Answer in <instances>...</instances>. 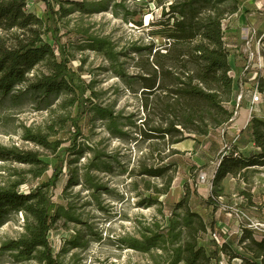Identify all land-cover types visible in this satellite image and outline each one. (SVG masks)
I'll use <instances>...</instances> for the list:
<instances>
[{
  "label": "rangeland",
  "instance_id": "obj_1",
  "mask_svg": "<svg viewBox=\"0 0 264 264\" xmlns=\"http://www.w3.org/2000/svg\"><path fill=\"white\" fill-rule=\"evenodd\" d=\"M56 1H61L69 14L53 19L55 36L65 47L75 75L85 89L94 92L95 104L119 113L126 126L131 123L140 126L146 112L142 108L140 87L132 78L139 73L140 55L135 49L167 46L168 27L161 13L171 1ZM56 1L47 0L54 10L58 9ZM70 2L85 3L89 13L77 11L78 7L71 6ZM236 2L238 12L222 22L223 40L230 53L235 103L228 108L235 112L234 120L219 136L211 132L206 137H197L201 142L192 149L172 154L176 144H166L167 139L143 141L130 126L124 127V139L114 138L103 122L95 120L88 106L78 116L77 106L70 105L68 95L52 100L49 107L41 106L39 98L24 99L20 105L9 102L0 105V148L24 156L31 154L38 160L30 164L13 157L0 159V189L12 188L20 194H28L48 181L60 150L73 135L71 120L79 117L78 147L63 156V171L51 194L52 203L59 209L49 242L58 263L154 264L160 252L152 258L151 254L143 255L122 247L119 240L136 236L147 223L156 222L161 229L166 228L171 209L187 191L191 210L200 212L202 219L208 220L212 209L204 206V199L210 194L208 180L221 155L234 149L245 156L257 152L251 130L244 125L248 118L246 107L256 82L264 84V0ZM26 11L49 26L50 12L44 1L27 0ZM137 22L142 26H137ZM46 39L56 50L50 35ZM94 41L104 42L109 50H93ZM258 49L260 65L253 56ZM257 106V118H264V101ZM232 127L234 129L229 131ZM234 139H238L235 144ZM152 165H171V169L162 178L139 175L143 167ZM96 168L98 171H94ZM218 202V219H224L230 226L227 238L221 235L220 241L228 244L225 246L229 252L248 258L235 237L248 223L240 219V213L264 226V166L251 169L245 182L232 177L223 187ZM24 224V214L11 215L0 228V245L19 238L24 233ZM213 232L218 234L213 230L200 235L199 244L207 253L216 250L211 237ZM220 255L218 252V258ZM0 264L38 263L32 260L15 263L12 256L5 253L0 256ZM211 264H216L215 260Z\"/></svg>",
  "mask_w": 264,
  "mask_h": 264
},
{
  "label": "trees",
  "instance_id": "obj_2",
  "mask_svg": "<svg viewBox=\"0 0 264 264\" xmlns=\"http://www.w3.org/2000/svg\"><path fill=\"white\" fill-rule=\"evenodd\" d=\"M26 1L0 0V105L8 102L20 105L24 99L39 98L41 106L49 107L52 100L62 94L68 95L70 105L77 106L78 116L88 106L95 120L103 122L108 134L114 138L124 139V127L130 126L137 130L143 141L167 139L166 144L171 146L185 140L198 144L197 137H206L211 132L219 136L220 129L232 118L228 105L232 101L233 78L222 22L238 12L236 0H170L168 8L161 13L168 27L165 33L167 46L135 49L140 55L139 73L132 78L140 87L142 108L146 112L140 126L134 123L126 126L119 113L95 104L94 92L85 89L75 75L65 47L55 36L57 30L53 19L69 14L61 1L55 0L58 9L54 10L47 0H42L50 12L51 26L28 13ZM70 4L78 7L77 11L89 13L83 2ZM136 24L142 26L141 22ZM48 35L56 50L48 43ZM104 45V42L96 41L92 48L108 51ZM263 86V82H258V91L264 95ZM78 118L71 120L73 135L68 145L60 150L54 170L45 184L28 194H20L12 188L0 189V228L11 215H25L24 233L2 243L0 256L8 253L15 263L32 260L38 264H60L54 258L49 242L59 209L52 203L51 194L63 171V156L78 147L81 137ZM248 127L257 152L245 156L234 149L221 155L210 181V194L204 200V205L211 208L213 214L219 209L218 199L222 196V182L226 176L245 182L251 169L264 166V122L253 116ZM171 153L180 154L177 150H171ZM6 157L23 163L38 162L31 154L24 156L0 148V159ZM170 169L171 165H152L143 167L139 175L162 178ZM188 200L187 191L171 209L166 228L161 229L156 222L145 226L140 224L136 236H125L119 244L143 255L151 254L152 258L160 252L154 264H211L213 260L218 261V252L230 263L239 259L240 264H264V235L244 226L239 230L237 243L248 258L229 252L225 243L207 253L199 239L200 235L213 231L214 223L207 226L202 217L191 210Z\"/></svg>",
  "mask_w": 264,
  "mask_h": 264
},
{
  "label": "built area",
  "instance_id": "obj_3",
  "mask_svg": "<svg viewBox=\"0 0 264 264\" xmlns=\"http://www.w3.org/2000/svg\"><path fill=\"white\" fill-rule=\"evenodd\" d=\"M253 56L257 58L258 65H260L261 58H260V55H259V49L257 50V52ZM233 95H232V101L230 102L229 106L235 104L234 101H233L234 100ZM263 101H264V96L258 91V82H256V86L254 88V91H253L251 100L247 104V107H246V111L248 113V118L246 120V124L244 125V128L246 126H248L250 119L253 117V113H254V109H255L254 107H256L257 105H259L260 103H263ZM229 111L232 112L230 109H229ZM232 114H233V116L230 119V121L228 123H226L220 129V134H222L224 132L223 131V128L224 127H229V126L232 125L233 120H234V114H235V112L234 113L232 112ZM240 219L248 222L246 225H244V227L246 229H249V230H252V231H254V232L258 233V234H263L264 235V230H261L262 227L264 229V226H262L260 224H257V223L251 222L250 220H248V218L243 213H240ZM211 237H212V239L214 240V242H215V244L217 246H220L222 244V242L220 241V236L217 233H215V232L212 233L211 234ZM228 260L229 259L226 256L221 255L219 257L218 261L216 262V264H228L229 263ZM234 260H237V259H234ZM238 262L240 263L239 260H238Z\"/></svg>",
  "mask_w": 264,
  "mask_h": 264
},
{
  "label": "crops",
  "instance_id": "obj_4",
  "mask_svg": "<svg viewBox=\"0 0 264 264\" xmlns=\"http://www.w3.org/2000/svg\"><path fill=\"white\" fill-rule=\"evenodd\" d=\"M258 107L259 106H256L255 107V109H254V113H253V116L255 117V118H257L258 117V114L256 113L257 112V110H258ZM257 119H259V120H261V121H263L264 122V118H257ZM232 129H234L233 127L232 128H230L229 129V131H232ZM235 131V130H234ZM230 132H228V134H229ZM233 134H234V132H233ZM238 134H239V131H238ZM239 136V135H238ZM238 139H234L233 140V142H234V144H235V142L237 141ZM197 141L200 143L201 141L199 140V139H197ZM195 145V142L193 141V140H185V141H183V142H181V143H178V144H176V146H175V149L176 150H178V151H185V149H192V147ZM206 164V162L205 163H203V165H205ZM213 173H214V170L212 171V174L210 175V177H209V180H208V184H209V190L211 189V184H210V181H211V179H212V176H213ZM230 179H232V176L231 175H228V176H226V178L223 180V182H222V186L225 188L226 187V185L230 182ZM211 191V190H210ZM209 195L207 194V197H208ZM204 200H206V198L204 199ZM205 206V205H204ZM212 211V210H211ZM198 213H200V212H198ZM205 221V223L206 224H208V225H211L212 223H214V225H213V230L214 231H217L218 232V235L221 237V235L223 236V238H227L226 237V234L229 232V230H230V226L227 224V223H225V220L224 219H218V216H217V212H215L214 214L212 213L211 215H210V217H209V219L207 220H204ZM239 236H240V233L238 232V236H236L235 238H236V240H235V242L236 241H238V239H239ZM222 243H225V244H227L224 240L222 241ZM228 245V244H227ZM229 247L231 248L232 246H230L229 245ZM217 249H219V246L217 247ZM238 260L239 259H237V260H234V261H232L231 263L232 264H240L239 262H238Z\"/></svg>",
  "mask_w": 264,
  "mask_h": 264
}]
</instances>
